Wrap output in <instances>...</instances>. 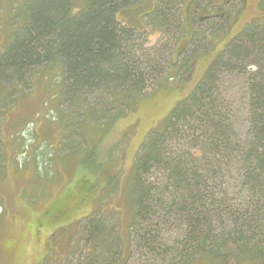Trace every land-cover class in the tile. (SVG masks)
<instances>
[{
  "label": "trees",
  "instance_id": "obj_1",
  "mask_svg": "<svg viewBox=\"0 0 264 264\" xmlns=\"http://www.w3.org/2000/svg\"><path fill=\"white\" fill-rule=\"evenodd\" d=\"M141 1H24L15 15L25 25L15 30L1 51L2 79L23 82L31 68L60 59V99L76 112L81 105L84 124L104 114L105 99L113 110L108 108L109 121L122 120L144 98L148 86H156L155 93L171 89L181 71L172 55L166 63L164 54L144 48L145 22L133 15ZM153 5L150 11L158 8ZM155 11L149 23L154 19L160 22L155 23L158 29L167 27V36L173 22L167 21L164 10ZM245 29L215 56L190 95L176 103L161 127L150 129L138 148L131 172L130 235L149 252L147 264H264V66L248 77L249 127L244 140L236 137L216 91L221 72H232L236 61L256 51L264 54V23L258 20ZM88 93L99 94L94 100L98 105L83 108L81 97ZM232 168L246 189L247 203L233 202L224 185ZM76 189V199L73 194L66 200L79 206L95 198L99 185L84 180ZM67 209L62 202L48 210L43 227L58 228V222L69 217ZM98 214L93 210L80 221L85 222L88 264H111L116 257L122 264L119 236L112 235L111 228L106 235L107 219ZM172 229L181 232L179 240L166 237Z\"/></svg>",
  "mask_w": 264,
  "mask_h": 264
},
{
  "label": "rangeland",
  "instance_id": "obj_2",
  "mask_svg": "<svg viewBox=\"0 0 264 264\" xmlns=\"http://www.w3.org/2000/svg\"><path fill=\"white\" fill-rule=\"evenodd\" d=\"M24 1L0 0V55L15 30L25 25L15 15ZM164 1L142 0L133 15L145 22L144 48L151 54H164L166 63L172 55L176 68L181 69L179 79L160 93H155L156 86H148L144 98L133 104V111L125 113L122 120L109 121V99H105L101 102L106 104L104 114L96 122L84 124L81 105L76 112L60 99V59L31 68L19 83L13 77L2 79L0 72V264H88L90 249L82 235L85 222L80 221L93 210L107 219L106 235L111 234V228L112 235L119 236L120 263L147 264L150 260L149 252L130 235L134 211L131 172L138 148L150 129L161 127L176 103L190 95L217 54L234 44L246 27L258 20L264 23V0ZM155 3L164 10L167 21L173 22L167 36V27L158 29L155 23L160 22L154 19L149 23L158 10L155 6L150 11ZM176 56L180 57L176 60ZM263 66L264 54L256 51L236 61L232 72L225 69L228 71L220 75L216 91L239 140L247 137L249 127L248 77ZM98 98V93L83 95V108L94 106ZM232 169L225 174L224 185L233 202L247 203L246 189ZM110 179L112 185L106 191ZM84 180L97 182L99 189L90 202L76 206L75 200L66 199L73 194L76 199V188ZM62 202L68 208V219L59 221L58 228H44L48 210ZM166 237L179 240L181 232L172 229ZM118 262L116 257L111 264Z\"/></svg>",
  "mask_w": 264,
  "mask_h": 264
}]
</instances>
